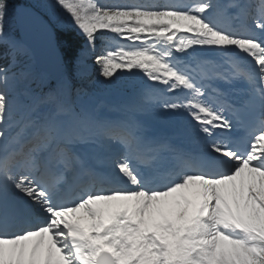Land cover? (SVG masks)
<instances>
[{
	"label": "snow or ice",
	"instance_id": "snow-or-ice-1",
	"mask_svg": "<svg viewBox=\"0 0 264 264\" xmlns=\"http://www.w3.org/2000/svg\"><path fill=\"white\" fill-rule=\"evenodd\" d=\"M48 11L85 42L77 78L99 40L100 75L150 83L85 105L53 29L0 0V264H264V0ZM162 117L209 150L174 146Z\"/></svg>",
	"mask_w": 264,
	"mask_h": 264
},
{
	"label": "trees",
	"instance_id": "trees-1",
	"mask_svg": "<svg viewBox=\"0 0 264 264\" xmlns=\"http://www.w3.org/2000/svg\"><path fill=\"white\" fill-rule=\"evenodd\" d=\"M67 42H68L69 44H72V45H71V48H73L74 41H70V40H68Z\"/></svg>",
	"mask_w": 264,
	"mask_h": 264
}]
</instances>
